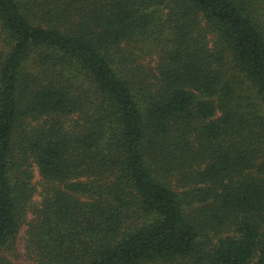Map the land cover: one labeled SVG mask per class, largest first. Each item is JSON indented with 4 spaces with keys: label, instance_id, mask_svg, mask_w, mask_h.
Here are the masks:
<instances>
[{
    "label": "trees",
    "instance_id": "16d2710c",
    "mask_svg": "<svg viewBox=\"0 0 264 264\" xmlns=\"http://www.w3.org/2000/svg\"><path fill=\"white\" fill-rule=\"evenodd\" d=\"M23 225L29 264H264V0H0V264Z\"/></svg>",
    "mask_w": 264,
    "mask_h": 264
},
{
    "label": "rangeland",
    "instance_id": "374dc122",
    "mask_svg": "<svg viewBox=\"0 0 264 264\" xmlns=\"http://www.w3.org/2000/svg\"><path fill=\"white\" fill-rule=\"evenodd\" d=\"M38 173L36 172V170L34 171V177H33V181L38 180ZM35 200H37L38 198L35 196L34 197ZM30 215H28L27 217H29ZM24 230H25V225H23L18 233L17 239H16V248H17V256L15 258H12L15 262L18 263H25V264H29L27 259L24 256V249H23V237H24Z\"/></svg>",
    "mask_w": 264,
    "mask_h": 264
}]
</instances>
